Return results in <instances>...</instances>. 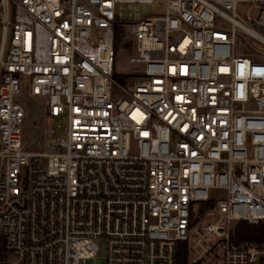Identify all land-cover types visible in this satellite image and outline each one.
I'll list each match as a JSON object with an SVG mask.
<instances>
[{"label": "built area", "instance_id": "2783aa9c", "mask_svg": "<svg viewBox=\"0 0 264 264\" xmlns=\"http://www.w3.org/2000/svg\"><path fill=\"white\" fill-rule=\"evenodd\" d=\"M117 26L135 76L115 75ZM263 34L264 0H0V264H176L183 242L190 264H264V242L204 225L264 221ZM21 97L44 100L43 149Z\"/></svg>", "mask_w": 264, "mask_h": 264}, {"label": "rangeland", "instance_id": "374dc122", "mask_svg": "<svg viewBox=\"0 0 264 264\" xmlns=\"http://www.w3.org/2000/svg\"><path fill=\"white\" fill-rule=\"evenodd\" d=\"M235 11L239 16H241L244 19L247 16L253 17L254 12H255V10L249 9V4H245V3H237ZM133 12L134 13H133L131 20L133 22H137L141 20L143 17L148 16L149 14H152L153 9L149 6L134 7ZM220 26L226 31L231 29V25L226 22H222ZM237 39L240 43L244 41H247V42L250 41V39H248L247 37L245 38L241 34H237ZM121 42L122 40H120L116 44V54H115V62H114L115 75L118 78L131 77V76H135L143 72L144 71L143 64H136V63L129 62L131 58L136 57V54L134 51L126 52L122 48ZM238 49L243 50V52L247 54L260 52L252 47L246 48L244 46H239ZM262 49L263 50L260 53L264 54V47ZM19 100L21 103H24L25 105L24 108L26 111V118L24 120V125H23V141L26 143V145L31 150L43 149L44 140L42 136L45 130V126H44V121L42 119V114H43L44 100L40 97H30L27 100H25L24 97H21ZM225 196H226V193L224 191H221V190L211 191V197L216 200L225 198ZM207 211L201 214L200 209H199V213H198L199 218L204 219L205 213ZM207 224H217L218 226H223L225 229L229 228V230H234L236 226V223L231 222L228 224L226 220L219 219L218 217H207L204 222V225H207ZM213 241H214V237L212 238L207 237V243L202 245V247H200L199 250L203 251L204 248L208 247ZM96 244L99 248L98 259L103 258L105 254L106 240L97 239ZM190 246L191 245L189 244L188 245V251H189L188 264H190V262L194 258V255L190 252ZM215 252L219 259H217L213 255ZM214 253H210L207 256V258L203 261V264H224L222 260L223 253L221 250V246H218L217 248H215Z\"/></svg>", "mask_w": 264, "mask_h": 264}, {"label": "trees", "instance_id": "16d2710c", "mask_svg": "<svg viewBox=\"0 0 264 264\" xmlns=\"http://www.w3.org/2000/svg\"><path fill=\"white\" fill-rule=\"evenodd\" d=\"M122 28L116 27L115 32V47L117 42L122 40ZM214 201H208L201 204L200 213L203 214L207 210L213 209ZM232 240L236 243H263L264 242V221L257 225H249L245 222L236 224ZM188 244L186 242L179 243L176 251V264H188Z\"/></svg>", "mask_w": 264, "mask_h": 264}, {"label": "water", "instance_id": "95a60500", "mask_svg": "<svg viewBox=\"0 0 264 264\" xmlns=\"http://www.w3.org/2000/svg\"><path fill=\"white\" fill-rule=\"evenodd\" d=\"M200 263V261H198L196 264H199Z\"/></svg>", "mask_w": 264, "mask_h": 264}]
</instances>
